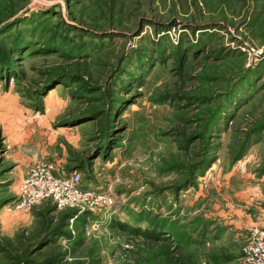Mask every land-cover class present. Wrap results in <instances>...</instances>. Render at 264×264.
Returning a JSON list of instances; mask_svg holds the SVG:
<instances>
[{"label": "rangeland", "instance_id": "1", "mask_svg": "<svg viewBox=\"0 0 264 264\" xmlns=\"http://www.w3.org/2000/svg\"><path fill=\"white\" fill-rule=\"evenodd\" d=\"M80 201L26 207L30 169ZM264 230V0H0V264H250Z\"/></svg>", "mask_w": 264, "mask_h": 264}, {"label": "built area", "instance_id": "2", "mask_svg": "<svg viewBox=\"0 0 264 264\" xmlns=\"http://www.w3.org/2000/svg\"><path fill=\"white\" fill-rule=\"evenodd\" d=\"M80 181L81 175L77 172L71 173L69 178H59L51 162L35 164L21 184V205L26 207L37 201L51 200L58 209L73 207L80 201ZM247 252L250 264H264V230L253 231Z\"/></svg>", "mask_w": 264, "mask_h": 264}]
</instances>
